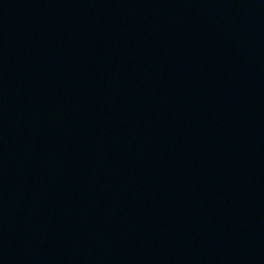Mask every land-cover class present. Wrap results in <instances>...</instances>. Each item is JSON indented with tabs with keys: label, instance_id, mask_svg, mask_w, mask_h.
Masks as SVG:
<instances>
[{
	"label": "water",
	"instance_id": "95a60500",
	"mask_svg": "<svg viewBox=\"0 0 264 264\" xmlns=\"http://www.w3.org/2000/svg\"><path fill=\"white\" fill-rule=\"evenodd\" d=\"M0 264H264V0H0Z\"/></svg>",
	"mask_w": 264,
	"mask_h": 264
}]
</instances>
